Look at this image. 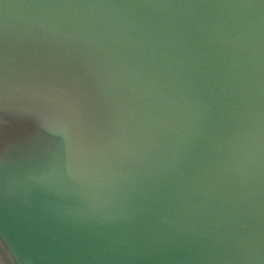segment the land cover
Listing matches in <instances>:
<instances>
[{
	"label": "water",
	"instance_id": "95a60500",
	"mask_svg": "<svg viewBox=\"0 0 264 264\" xmlns=\"http://www.w3.org/2000/svg\"><path fill=\"white\" fill-rule=\"evenodd\" d=\"M0 264H264V0H0Z\"/></svg>",
	"mask_w": 264,
	"mask_h": 264
}]
</instances>
